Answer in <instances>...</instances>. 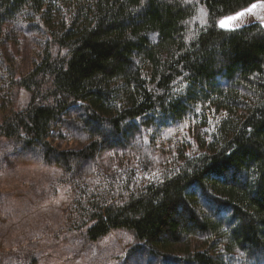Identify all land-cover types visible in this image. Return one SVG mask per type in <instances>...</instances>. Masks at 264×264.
Listing matches in <instances>:
<instances>
[{
    "label": "trees",
    "instance_id": "1",
    "mask_svg": "<svg viewBox=\"0 0 264 264\" xmlns=\"http://www.w3.org/2000/svg\"><path fill=\"white\" fill-rule=\"evenodd\" d=\"M252 2L0 0L7 164L61 170L75 194L66 222L90 243L123 230L160 264H256L264 258V27L253 19L235 32L216 26ZM22 33L32 42L26 75L7 59ZM70 126L87 144L58 150ZM189 128L199 129L193 145L155 169L159 139ZM105 145L122 153L106 170L96 160ZM191 239H202L201 249ZM34 254L20 249L16 259L37 264Z\"/></svg>",
    "mask_w": 264,
    "mask_h": 264
},
{
    "label": "rangeland",
    "instance_id": "2",
    "mask_svg": "<svg viewBox=\"0 0 264 264\" xmlns=\"http://www.w3.org/2000/svg\"><path fill=\"white\" fill-rule=\"evenodd\" d=\"M247 19L259 21L258 17L244 18ZM22 39L21 47L9 48L7 59L20 75H26L32 68V42L25 33ZM2 72L0 70V75ZM14 96L17 97L16 91ZM78 130L77 126H70L65 140L54 143L56 148L63 151L84 147L88 139L79 136ZM188 130L159 139L157 149L152 151L153 155L151 153L155 169L162 162H174L177 146L183 148L185 141L186 145L192 144L200 135L198 128ZM114 147L105 145L96 159L104 170L111 169L110 162L122 154ZM191 150L188 145L183 151L194 155ZM8 151L6 145L0 143V264H23L16 259L20 249L34 252L37 264H160L146 256L143 249H138L140 246L128 231H114L97 242H88L85 231L73 229L66 222L75 194L63 182L61 170L16 162L10 166L5 157ZM141 175L138 170L136 177ZM187 244L201 249L204 243L202 239H191ZM183 246L186 247V243ZM256 264H264V258L256 259Z\"/></svg>",
    "mask_w": 264,
    "mask_h": 264
},
{
    "label": "snow or ice",
    "instance_id": "3",
    "mask_svg": "<svg viewBox=\"0 0 264 264\" xmlns=\"http://www.w3.org/2000/svg\"><path fill=\"white\" fill-rule=\"evenodd\" d=\"M261 13H264V0H257V2L250 3L249 6L244 7L242 10L219 19L216 26L227 32H235L238 24L243 23L244 18L252 16L258 17L260 27H264V15ZM145 179H149V177H145Z\"/></svg>",
    "mask_w": 264,
    "mask_h": 264
}]
</instances>
